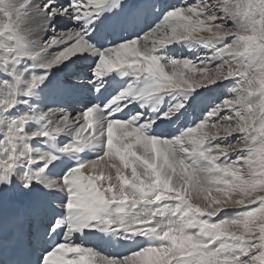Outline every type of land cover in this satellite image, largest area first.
<instances>
[{
  "label": "snow or ice",
  "instance_id": "6c2138e0",
  "mask_svg": "<svg viewBox=\"0 0 264 264\" xmlns=\"http://www.w3.org/2000/svg\"><path fill=\"white\" fill-rule=\"evenodd\" d=\"M0 264H264V0H0Z\"/></svg>",
  "mask_w": 264,
  "mask_h": 264
}]
</instances>
